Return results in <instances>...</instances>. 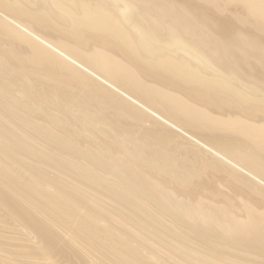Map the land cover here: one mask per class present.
<instances>
[{
  "label": "bare ground",
  "instance_id": "6f19581e",
  "mask_svg": "<svg viewBox=\"0 0 264 264\" xmlns=\"http://www.w3.org/2000/svg\"><path fill=\"white\" fill-rule=\"evenodd\" d=\"M262 53L264 0H0V264H264Z\"/></svg>",
  "mask_w": 264,
  "mask_h": 264
},
{
  "label": "rangeland",
  "instance_id": "374dc122",
  "mask_svg": "<svg viewBox=\"0 0 264 264\" xmlns=\"http://www.w3.org/2000/svg\"><path fill=\"white\" fill-rule=\"evenodd\" d=\"M262 54L264 55V53H262ZM257 83H258L259 85H262V84H260L259 82H257ZM263 87H264V86H263ZM93 239H94L96 242H98L97 239H96L95 237H93ZM180 246L182 247L183 245L181 244V245H179V247H180ZM184 247H187V246H184Z\"/></svg>",
  "mask_w": 264,
  "mask_h": 264
}]
</instances>
